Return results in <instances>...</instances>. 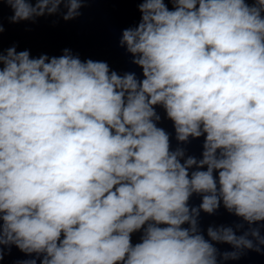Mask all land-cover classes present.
<instances>
[{
	"label": "clouds",
	"instance_id": "1",
	"mask_svg": "<svg viewBox=\"0 0 264 264\" xmlns=\"http://www.w3.org/2000/svg\"><path fill=\"white\" fill-rule=\"evenodd\" d=\"M90 2L0 5L18 23L71 21ZM168 3L138 0V24L122 30L142 78L68 48L0 49V261L12 246L33 257L20 264H223L264 251V0ZM157 106L178 143L204 138L199 159L172 149ZM221 206L240 222L205 233L201 213Z\"/></svg>",
	"mask_w": 264,
	"mask_h": 264
}]
</instances>
